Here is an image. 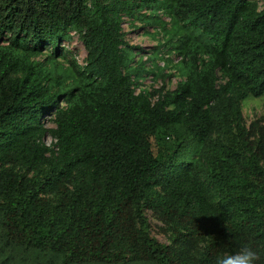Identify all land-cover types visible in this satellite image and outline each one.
Masks as SVG:
<instances>
[{"label":"trees","instance_id":"1","mask_svg":"<svg viewBox=\"0 0 264 264\" xmlns=\"http://www.w3.org/2000/svg\"><path fill=\"white\" fill-rule=\"evenodd\" d=\"M125 18L160 27L175 88H142ZM263 99L264 0H0V264H214L245 242L264 264V118L243 116Z\"/></svg>","mask_w":264,"mask_h":264},{"label":"rangeland","instance_id":"2","mask_svg":"<svg viewBox=\"0 0 264 264\" xmlns=\"http://www.w3.org/2000/svg\"><path fill=\"white\" fill-rule=\"evenodd\" d=\"M145 15H149L150 11L144 10ZM161 15V14H160ZM164 15V14H162ZM162 20L166 23L169 22L167 17H163ZM124 31L126 33V40L130 45L139 49L136 58H141L146 61L148 67L155 72L156 77L153 74L146 75L143 79V89H150L152 86L160 88L163 85L168 89H173L176 86L179 77L177 76V70L174 67L180 61V57L175 52L170 50L165 44V36L160 30L158 25L148 26L141 20H132L125 18ZM66 51L71 52V56L76 60L78 65L83 66L86 58V51L80 42L77 35L71 33V42L64 43ZM165 45V46H164ZM148 59H151L149 62ZM165 76L162 78L161 76ZM243 116L247 125L258 119L264 118V99L263 100H250L245 102L243 105ZM46 127H52L48 118L44 121ZM51 140L47 137L46 143L50 144ZM152 229V235L157 238L160 242L168 243L167 239L159 234L158 223L154 222ZM16 260H13L11 264H27L22 261L23 253H15ZM42 257L41 255L39 258ZM25 258V257H24ZM42 260L36 259L31 264H42Z\"/></svg>","mask_w":264,"mask_h":264},{"label":"clouds","instance_id":"3","mask_svg":"<svg viewBox=\"0 0 264 264\" xmlns=\"http://www.w3.org/2000/svg\"><path fill=\"white\" fill-rule=\"evenodd\" d=\"M260 250L251 243H243L234 251H221L214 257V264H259Z\"/></svg>","mask_w":264,"mask_h":264}]
</instances>
